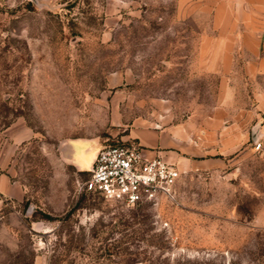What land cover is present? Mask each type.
I'll return each instance as SVG.
<instances>
[{"label":"rangeland","instance_id":"obj_1","mask_svg":"<svg viewBox=\"0 0 264 264\" xmlns=\"http://www.w3.org/2000/svg\"><path fill=\"white\" fill-rule=\"evenodd\" d=\"M259 12L248 0H0V173L23 190L0 197V264H264V70L246 68L264 47L228 20ZM136 122H183L214 149L178 170L172 199L79 190L88 171L68 145L132 141L121 135Z\"/></svg>","mask_w":264,"mask_h":264},{"label":"crops","instance_id":"obj_2","mask_svg":"<svg viewBox=\"0 0 264 264\" xmlns=\"http://www.w3.org/2000/svg\"><path fill=\"white\" fill-rule=\"evenodd\" d=\"M253 6L262 10V13L255 15L250 14L246 19L241 17L238 21L236 17H232L231 23L234 25L240 24L241 40L244 45L253 51L257 47H264V0H248ZM229 22V21H228ZM246 24L249 25L245 26ZM257 24L258 26H253ZM248 70H264V58L257 64H250L246 67ZM225 129L220 131V134H225ZM233 134H237L234 132ZM207 134L199 128H191L183 122L170 124L150 125L146 123H132L127 127L126 133L121 135L122 140H132L140 146L145 156L158 154L167 161L174 163L178 170L187 169L189 165L195 162L191 155L197 154L202 150L208 151V148L214 149L212 144L203 139ZM86 142L82 148L75 150L74 144ZM69 156L72 164L77 170H88L93 156L99 147L97 143L88 138H77L70 143ZM84 151H90V159L88 165L85 166L82 162ZM209 160V161H208ZM210 162L211 159H206ZM6 196L14 199H20L23 196V190L20 184L14 180L10 174L0 173V197Z\"/></svg>","mask_w":264,"mask_h":264},{"label":"built area","instance_id":"obj_3","mask_svg":"<svg viewBox=\"0 0 264 264\" xmlns=\"http://www.w3.org/2000/svg\"><path fill=\"white\" fill-rule=\"evenodd\" d=\"M87 171L79 190L125 204L172 199L179 174L174 163L158 154L145 156L133 141L101 144Z\"/></svg>","mask_w":264,"mask_h":264}]
</instances>
